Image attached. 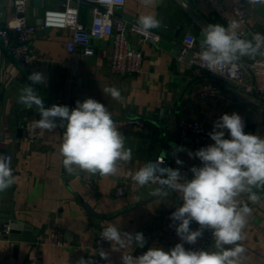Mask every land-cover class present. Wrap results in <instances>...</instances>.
I'll use <instances>...</instances> for the list:
<instances>
[{"label":"crops","instance_id":"obj_1","mask_svg":"<svg viewBox=\"0 0 264 264\" xmlns=\"http://www.w3.org/2000/svg\"><path fill=\"white\" fill-rule=\"evenodd\" d=\"M62 0H28L24 13L27 22L41 18L47 7H58ZM248 23L264 31V5L246 0ZM79 18L88 23L89 12L79 7ZM117 14L137 21L142 14H152L161 21V27L153 30L160 33L157 44H132L142 53L141 70L136 73L116 74L108 65L110 42L105 39L93 41L94 52L88 56L76 55L65 49L68 29L46 28L30 36L31 48L36 58L28 67H22L6 53L0 41V156L12 153L11 168L15 177L13 185L0 192V264H28L34 252L39 253L43 264H77L87 255L95 242L97 233L110 223L122 232L143 233L150 237L149 247L168 248L167 237L158 232L157 219L162 212L180 203L177 193L167 199L150 195L156 185L140 187L132 175L147 164L149 159L161 155L167 167L180 168L188 179L189 169L200 166L199 159L189 158L187 152L177 156L183 165H177L171 155L172 144L183 146L193 153L191 135L181 141L178 122L200 120L207 131V145L214 143L208 133L214 122L225 113L241 115L245 121L246 133L264 137V99L235 85L214 78L202 69L186 62H179L175 54L185 33L190 32L200 42L201 30L207 24L227 25L236 19L232 12V0H159L153 6L145 7L141 0H125L116 9ZM13 0H0V27L16 18ZM241 25V24H240ZM241 31L243 27L241 25ZM246 33V32H245ZM250 38V37H249ZM252 59H241L245 64ZM33 71H42L48 77L46 86H37L45 106L66 105L93 98L104 104L112 118L124 115L139 117L143 126L118 127L126 137L125 146L133 150L131 162L119 164L116 176L91 175L93 185L87 186L81 174H68L62 165L59 152L60 130L45 131L42 139L35 144L25 139L22 119L30 110L18 103L19 89L30 83L27 76ZM249 68L244 66L243 78L249 80ZM216 82L219 95L202 92L204 86ZM117 87L121 92L119 101L105 95L106 87ZM61 98L57 102V99ZM167 154V155H166ZM117 185H124L125 191L116 195ZM261 199L251 203L246 194L238 197L241 205L248 204L252 214L244 229L246 258L242 264H264V190ZM89 205L103 217L91 215L84 207ZM15 218L39 229L37 241L10 239L5 234L4 220ZM62 233V244L54 245L50 233L54 229ZM212 241L207 247L213 244ZM148 247V248H149ZM144 248L132 245L120 249L109 244L107 252L112 264H121L122 254L138 256ZM104 264H107L104 261Z\"/></svg>","mask_w":264,"mask_h":264},{"label":"clouds","instance_id":"obj_2","mask_svg":"<svg viewBox=\"0 0 264 264\" xmlns=\"http://www.w3.org/2000/svg\"><path fill=\"white\" fill-rule=\"evenodd\" d=\"M158 2L141 0L145 7ZM250 2L264 5V0ZM135 27L148 33L161 27V21L152 14H142ZM240 29L236 19L226 26L219 23L204 26L197 53L200 67L223 76L226 69L234 74L244 57H264V34H248ZM193 46L188 45L189 48ZM27 80L30 83L19 89L18 103L28 110H37L40 118L33 122V130L54 133L57 128L63 129L59 152L68 174L116 176L121 162H131L133 150L125 146L126 137L104 104L86 98L83 102L77 100L71 109L57 104L46 107L37 86H46L48 77L42 71H33ZM102 92L117 101L122 98L120 90L114 86L106 87ZM244 129L245 121L241 115L225 113L208 133L214 143L194 153L172 144L171 155L176 157L177 165H183L177 156L182 151L201 162L200 166L193 165L189 169L191 179L182 174L179 167L162 166L164 160L156 165L146 164L131 174L140 187L156 185L150 192L154 198L167 199L172 193L178 194L180 203L170 215V227L181 242L167 250L149 247L138 256L122 254L121 264H242L246 258L242 243L246 238L244 229L253 210L248 204L241 205L238 197L246 194L251 203H256L261 199L260 190H264V137L246 133ZM14 182L10 158L0 156V192L8 190ZM193 223L198 225L196 229L191 227ZM205 231H210L214 241L210 247L185 248V244L195 245ZM100 239L110 245L116 244L120 249L133 243L137 248L147 244L143 233L122 232L111 223L101 231ZM97 254L101 260L112 264L107 251L101 248ZM77 264H92V261L81 257Z\"/></svg>","mask_w":264,"mask_h":264},{"label":"built area","instance_id":"obj_3","mask_svg":"<svg viewBox=\"0 0 264 264\" xmlns=\"http://www.w3.org/2000/svg\"><path fill=\"white\" fill-rule=\"evenodd\" d=\"M125 0H62L58 7H47L44 9L41 18L33 23L27 22L25 11L28 0H13L16 18L13 21H8L5 26L0 27L1 45L10 57L18 62L22 67H28L36 58L35 51L30 45V36L40 30L46 28L68 29L70 31L67 40L65 41V49L73 54L88 56L94 52L93 41L95 39H105L110 42V51L108 53V65L112 72L116 74L136 73L141 70L142 53L138 47L132 44V38L136 44L151 43L157 44L160 40V33L151 29L148 33L137 30L135 27L136 21L129 20L119 14L116 9L124 4ZM85 4L88 7L90 19L88 23H83L79 18V6ZM232 12L243 27V30L248 34L262 33L264 31L254 28L248 23V9L246 0H232ZM199 43L195 37L187 32L183 36L182 42L175 54V59L179 62H186L190 65L198 66L200 69ZM194 46L189 48L188 45ZM244 66L248 67L249 80L245 82L243 78ZM214 80L222 81L235 85H243L245 90L253 92L264 99V57L257 56L249 63L240 61L238 69L233 72L229 69L224 71V75L220 76L213 74L205 69ZM218 84L214 82L209 86H204L202 92L209 95H219L217 92ZM61 98L57 99V102ZM69 108H74L76 105L66 103ZM37 118L24 116L22 119V127L27 142L31 144L38 143L45 131L32 129V124ZM117 127L123 126H143V121L135 116H121L113 118ZM179 137L181 141L188 134L191 135L192 143L195 148L200 149L207 144V131L203 123L198 119L181 120L178 122ZM4 133L0 131V138ZM63 129L60 130V139L62 143ZM4 156L12 161V153L6 152ZM164 160L162 166H167L166 159L158 155L154 159H149L147 164H158ZM81 180L87 186L93 185V177L89 174L82 173ZM125 191L124 185H117L114 189L116 195H120ZM179 205L174 204L171 208L162 212L157 219V230L164 234L168 239V248H172L176 243H180V238L176 235L173 227H170L172 221L170 215ZM196 229L198 225H191ZM5 234L8 233V227L4 229ZM100 232L97 233L95 242L91 251L86 257V260L91 259L92 264H104L98 256V251L102 248L107 251L109 243L100 239ZM62 233L59 229H54L50 233V240L54 245L62 244ZM210 231H205L203 237L198 239L195 245L185 244L186 249H206L212 242ZM28 264H43L39 253L34 252Z\"/></svg>","mask_w":264,"mask_h":264},{"label":"water","instance_id":"obj_4","mask_svg":"<svg viewBox=\"0 0 264 264\" xmlns=\"http://www.w3.org/2000/svg\"><path fill=\"white\" fill-rule=\"evenodd\" d=\"M198 68V66H196ZM204 72H207L205 69H202ZM36 113V118L39 119V114L37 112V110H30L28 113L32 114V113ZM190 135V134H188ZM84 207L85 209L94 216L97 217H103L104 215L102 213H97L96 211H94L89 205H87L86 203H84ZM5 225L8 227V233L9 238L10 239H19L20 238V234H23V237H21L24 240L27 241H32L35 242L37 241V235L39 233V229H34L29 223H26L22 220H18L15 218H11V219H5L4 220ZM150 244V237H148L147 239V244L145 245L144 249L147 250Z\"/></svg>","mask_w":264,"mask_h":264},{"label":"trees","instance_id":"obj_5","mask_svg":"<svg viewBox=\"0 0 264 264\" xmlns=\"http://www.w3.org/2000/svg\"><path fill=\"white\" fill-rule=\"evenodd\" d=\"M85 7V8H87V10H88V7L85 5V4H80V6L79 7ZM80 9V8H79Z\"/></svg>","mask_w":264,"mask_h":264}]
</instances>
